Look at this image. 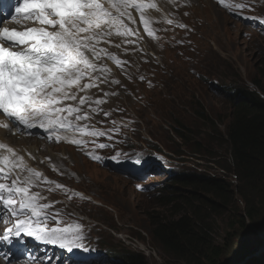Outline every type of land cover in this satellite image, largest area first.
I'll use <instances>...</instances> for the list:
<instances>
[{"label": "rangeland", "instance_id": "374dc122", "mask_svg": "<svg viewBox=\"0 0 264 264\" xmlns=\"http://www.w3.org/2000/svg\"><path fill=\"white\" fill-rule=\"evenodd\" d=\"M230 1L225 0V4ZM223 6L219 0H181L169 13L174 15L176 21L197 25L199 30L190 33L187 27L181 28L178 24L173 31L157 36L148 52L128 49L134 57L125 52L123 47L114 49L109 44L101 46L111 49L112 53L120 58L127 56L129 59H135L134 63L125 65L127 76H122L126 82L122 78L108 77L107 87L112 89V93H117L115 97H120L119 101L125 100L124 105L136 118L138 115L144 116V123L139 122V125L146 127L152 137L149 140L144 139V142H141L142 147H152L155 155L152 157L142 152L143 157H148L144 160L159 162L160 165H165L166 169L143 173L145 165L129 164V168L140 174L130 182L115 172V168L110 164L113 160L108 150H93L104 159H92L88 162L69 147L51 149L53 153L65 151L72 156L73 163L70 167L78 172L74 184L96 200L90 204L85 200L78 202L75 195L67 194L72 197L73 202L80 205L78 210L88 216L91 223L98 225L97 230L85 228L89 229L91 234L90 245H86L91 251L109 252L110 249L114 253L130 252L145 258L147 264H184L164 256L162 251L152 244L150 226L157 218L172 212L174 203L170 206L167 203L159 204L164 190L167 189L161 188L162 185L171 186L172 179L175 178L167 180L166 174H191L217 177L230 184V193L227 195L232 203L231 208L224 213L212 215L207 220L211 237L216 244L220 247L229 245L220 264H233L239 260H245L243 264H264V218L258 226L248 223L246 229L238 230L239 223L237 231L233 229L236 227L237 210L243 212L245 204L238 194V182L232 172L229 149L225 138L213 143L217 134L210 129L208 121L201 120L194 112L195 106L199 104L210 119L220 118L221 121H227L232 105L230 93L223 85L236 83L239 87L264 96L253 85V81L257 79L261 82L258 67L264 59V20L258 21L256 25L238 22L225 13L230 11ZM253 14V11L246 9L245 14L241 16L249 19ZM136 64L137 67L144 64L146 69L141 85H150V90L156 87L151 93L142 89L147 96L143 100L142 95L139 98L126 96L127 92H123L121 88L125 85L136 88ZM109 68L119 74L114 63ZM137 72L141 71L137 68ZM158 78H161L160 85L151 86L153 79ZM112 79H118L120 84L113 87L110 83ZM104 93L105 88L102 86L92 90L94 99H103ZM174 103L178 111H175ZM141 104H145L144 109L140 108ZM173 120H179L176 122L190 131L186 135L188 142L181 144L182 155L176 146V140L161 129L163 124H171ZM219 129L223 133L226 132L225 125ZM202 133H206V137L198 138ZM195 141L201 144L208 155L195 153ZM35 150L36 154H48L43 152L44 147L41 145ZM112 156L116 154L113 153ZM153 181L155 182L150 188L144 185ZM176 188L183 196L179 201L182 205L189 200L193 201L190 192L194 189L181 183ZM197 194L202 195L200 192ZM4 227L5 225L0 228V233ZM233 235L236 236L230 241Z\"/></svg>", "mask_w": 264, "mask_h": 264}, {"label": "snow or ice", "instance_id": "6c2138e0", "mask_svg": "<svg viewBox=\"0 0 264 264\" xmlns=\"http://www.w3.org/2000/svg\"><path fill=\"white\" fill-rule=\"evenodd\" d=\"M219 2L234 11L247 6L244 2ZM152 10L160 11L152 0H0V128L8 135L19 134L17 125L41 128L48 134L46 139L54 143L66 141L78 148H87L89 143L99 149L111 147L110 143L97 142V138L113 141L121 127L115 120L107 129L87 123L91 114H99L100 105L106 103L87 93L101 83H109L111 69L103 60L112 61L122 71L129 62L100 45L112 44L114 36L122 38L116 48L134 44L130 37H138L131 26L137 23L136 14L143 32L154 37ZM8 17L22 30L3 26ZM167 23L174 21L167 19ZM110 83L120 81L112 79ZM103 114L107 117L111 112ZM0 150L7 153L0 151V209L4 212L0 222L5 225L0 244L10 245L29 237L67 252L91 251L84 244L83 226L65 224L61 213L53 211L54 204L44 202L46 197L40 191H33L41 185L47 186V191L67 193L69 189L44 177L8 144L0 142ZM86 154L96 161L104 159L94 151ZM135 163L146 165L148 161L137 158ZM52 168L58 171L55 164Z\"/></svg>", "mask_w": 264, "mask_h": 264}, {"label": "trees", "instance_id": "16d2710c", "mask_svg": "<svg viewBox=\"0 0 264 264\" xmlns=\"http://www.w3.org/2000/svg\"><path fill=\"white\" fill-rule=\"evenodd\" d=\"M258 75L261 82L257 79L253 81V85L264 95V59L258 67ZM223 88L231 96L232 107L227 121L210 119L199 104L195 106L194 112L201 120L208 121L210 129L217 134L213 143L220 142L222 138L226 140L232 172L238 182V194L245 204L243 212L237 210L236 227H233L236 232L239 223L238 230H243L248 223L260 225L264 218V96L239 87L236 83L223 85ZM173 106L178 111L175 103ZM176 121L179 120H173L171 124L165 123V127L161 129L176 140V146L182 155L181 144L188 142L186 135L190 131ZM222 125L226 127L225 133L219 129ZM199 136L206 137V133L198 135V138ZM194 146L196 154L208 155L198 142L195 141ZM180 183L194 189L190 192L193 201L189 200L185 205L179 202L183 196L176 187ZM229 189L230 184L217 177L188 174L173 180L159 201V204L167 203L168 206L174 203L172 212L157 218L151 224L152 244L164 256L184 264H220L229 245L220 247L216 244L211 237L207 220L210 216L231 208L232 203L227 195L230 193ZM116 257L124 264H147L145 258L130 252L122 254V251H118Z\"/></svg>", "mask_w": 264, "mask_h": 264}, {"label": "clouds", "instance_id": "9594fccd", "mask_svg": "<svg viewBox=\"0 0 264 264\" xmlns=\"http://www.w3.org/2000/svg\"><path fill=\"white\" fill-rule=\"evenodd\" d=\"M238 2H244L246 3V8L243 10H233L228 9L225 6H223L225 9L229 10L230 12H225L227 15L232 17L234 20L244 23V24H252L256 25L258 21L264 20V2L262 3V0H231L230 3H238ZM158 7L160 8V11L153 10L154 13H152V18L154 20V23L151 25L154 29H156L154 33V37L147 36L146 33L143 32V26L138 22V29L140 30V36H133L130 37V39L135 40L136 42L134 44H138L141 39H144V42L142 43L146 48L148 49L152 46L155 38L157 36L164 35L168 33L169 31H173L175 27H177L178 24H184L188 28L190 33L197 32L199 29L197 25L193 26L190 25L188 22L185 21H176L174 15H171L167 9V1H163L161 3H157ZM246 9H250L254 12L252 16H250L249 19H244L241 15L245 14ZM167 19H172L174 21L173 24L169 25L167 23ZM137 47L133 48L134 50ZM112 53V51H110ZM131 55V53H129ZM112 62V61H110ZM113 63V62H112ZM108 65V64H107ZM109 67V65H108ZM150 73V72H149ZM151 76V74H150ZM122 79H126L122 77ZM158 79H153L152 82L156 83L157 85H160V81ZM123 92H127L126 96H133L134 98L140 93L142 95V100L146 96V93L144 91H148V89L145 88V86L138 88H135L133 86L125 85L121 86ZM144 89V91L142 90ZM118 91V90H116ZM112 89L105 88V93H109V95L104 96V100H106V103L100 105V108L102 109V113L104 112H111L110 116H102V120L104 121V126L108 127L111 124V121L115 120L121 123V132L124 133L126 137V143L121 147V150L125 153V155L135 157L136 151H144V153H148L150 156L154 155L152 151V147H142L143 140H149L152 135L148 132L146 127H142L140 124L144 123V116L138 115L137 118L135 115L128 111V108L123 105L118 110H115L118 108V105L120 103L124 104V101H119L118 99L120 97H114V95H111ZM120 92V90H119ZM153 92V91H152ZM121 93V92H120ZM148 93H151L148 91ZM147 97V96H146ZM145 104H141L140 108L144 109ZM137 107V106H136ZM94 115V114H93ZM163 116V115H161ZM0 118V120H2ZM127 125V127H124L123 125ZM165 124H163L161 127H164ZM17 129L19 131L20 127L17 125ZM37 129V128H36ZM2 128H0V142H4L11 146L12 148L16 149L21 155H24L25 162L29 165L39 171L42 172L43 176L51 179L53 181L59 182L63 184L67 189H70L72 191H75L77 193H80L82 196L81 198L77 199V201L85 200L89 204L94 203L96 200L95 198L77 188L78 185H75V181L71 180L69 176L71 173L77 176L78 178V172L75 168L70 167V164L73 163V158L70 154H68L65 151H58V152H52V148L62 147L67 148L69 147L70 150H73L76 154L82 156L84 159H86L88 162H90L92 159L87 156L83 155L82 152H78L76 150V147L73 145H70L66 142H59L54 143L53 141H49L46 138H44V135L47 136V133H45L43 130L38 131H28L26 133H19L18 135H23L20 139H14L17 134L8 135L7 133L1 131ZM104 138L97 139V142H104ZM34 144H32V143ZM94 145L93 143H91ZM41 145V147H44L43 152H48L46 155H42L37 153L36 150ZM34 148V149H33ZM97 149V148H96ZM156 151L158 149L154 147ZM39 150V149H38ZM95 150V149H94ZM106 150V149H105ZM6 153V150H0ZM30 154V155H29ZM116 154V151H115ZM51 158L50 160L48 158ZM151 163L153 161H149L145 166L144 170L147 172L143 173H149V172H155L156 170H161L160 168L166 169L165 165H160V163L155 162L153 166H151ZM55 164L57 166V169L63 165L65 169L62 171V174H59L57 170H53L52 165ZM127 169V173L121 172V171H115L118 173V175L124 177L126 180L132 182L133 179L138 175V172L133 170L132 168H129L128 165L125 166ZM151 167V168H150ZM168 176L167 180H176L179 176L185 175H179L177 176L175 173H167ZM152 183L144 184L150 186ZM173 182V181H172ZM166 183V182H165ZM45 185H41L39 189H33V191H40L41 194L46 197L48 196L44 202H52L54 204L53 211H61L60 219L65 223H80L83 226V234L86 237L84 240L85 245H90L91 241V234L89 232V229H85L87 227L98 229V225L96 223H91V220L88 216L82 214L78 209L80 207L79 204H76L75 202L64 200V197L66 195L63 193L62 190L56 189L54 191H47ZM54 188V187H53ZM165 188H167L165 184ZM60 200H64L65 204H61ZM4 215V212L2 209H0V218H2ZM11 249V251H9ZM92 254L91 258H86V255ZM117 253L112 252L109 249V252H95V251H88L85 252L83 250H74L73 252H67L66 250H62L58 247L43 244L41 242H38L32 238L24 237L20 242L14 241L12 244H0V264H110L109 261L112 260L115 262V264H124L123 261H119V259L116 257Z\"/></svg>", "mask_w": 264, "mask_h": 264}, {"label": "bare ground", "instance_id": "6f19581e", "mask_svg": "<svg viewBox=\"0 0 264 264\" xmlns=\"http://www.w3.org/2000/svg\"><path fill=\"white\" fill-rule=\"evenodd\" d=\"M191 8V7H190ZM193 8V7H192ZM195 9V8H194ZM181 16V15H180ZM179 16V17H180ZM183 36V35H182ZM123 50V49H122ZM134 55V54H133ZM134 57V56H133ZM120 58V57H119ZM120 59H122V60H125V61H128L129 63H134L135 61V59H133L132 57H131V59H129L127 56H125V57H123V58H120ZM139 60V59H138ZM137 68H138V70L139 71H141L140 73L139 72H137ZM146 72V69H145V67H144V64H143V66L142 67H137V64H136V79L134 80V81H136V88H138L139 87V85L141 84V82H143V80H141L140 79V77L142 76L143 77V74ZM118 73L119 74H121V75H125V76H127V69H126V67H125V70H121V68H119L118 67ZM107 84V83H106ZM122 84V83H121ZM123 85H125V84H123ZM141 96V94L139 93L138 95H137V97L139 98ZM121 99V98H120ZM124 104L126 105V102H125V100H124ZM157 179V178H156ZM92 222V221H91ZM4 224L2 223V222H0V228L3 226ZM101 244V243H100ZM107 249V248H106ZM97 250V249H96ZM92 257V254H88V255H86V258H91ZM109 263L110 264H115V262L114 261H112V260H110L109 261Z\"/></svg>", "mask_w": 264, "mask_h": 264}, {"label": "water", "instance_id": "95a60500", "mask_svg": "<svg viewBox=\"0 0 264 264\" xmlns=\"http://www.w3.org/2000/svg\"><path fill=\"white\" fill-rule=\"evenodd\" d=\"M244 262H246L245 260H239L237 263H233V264H243Z\"/></svg>", "mask_w": 264, "mask_h": 264}]
</instances>
